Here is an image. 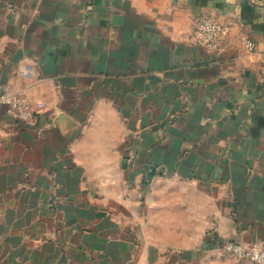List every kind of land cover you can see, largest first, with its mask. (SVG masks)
<instances>
[{"label": "crops", "instance_id": "0c3cea01", "mask_svg": "<svg viewBox=\"0 0 264 264\" xmlns=\"http://www.w3.org/2000/svg\"><path fill=\"white\" fill-rule=\"evenodd\" d=\"M3 94L0 264H254L264 0H0Z\"/></svg>", "mask_w": 264, "mask_h": 264}, {"label": "built area", "instance_id": "2783aa9c", "mask_svg": "<svg viewBox=\"0 0 264 264\" xmlns=\"http://www.w3.org/2000/svg\"><path fill=\"white\" fill-rule=\"evenodd\" d=\"M228 31V26H223L211 18H205L197 27L196 39L201 44L216 48L221 37ZM245 43L249 49H253L254 43L250 39H245ZM0 103L6 104L8 111L19 119L28 120L34 115L31 103L20 96L3 94L0 96ZM43 107L44 103L37 104V108ZM220 248L223 253L239 259H247L254 264H264V243L225 240L220 242Z\"/></svg>", "mask_w": 264, "mask_h": 264}]
</instances>
